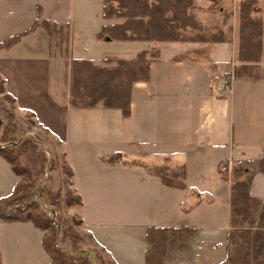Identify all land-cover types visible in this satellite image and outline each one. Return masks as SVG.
Segmentation results:
<instances>
[{
    "label": "crops",
    "instance_id": "1",
    "mask_svg": "<svg viewBox=\"0 0 264 264\" xmlns=\"http://www.w3.org/2000/svg\"><path fill=\"white\" fill-rule=\"evenodd\" d=\"M214 4L215 2L211 1V4H209L210 9L215 10L217 4ZM79 6L78 0H0V43L11 36L27 31L36 21L38 7L42 8L44 17L50 22L69 26L67 30L69 31L68 39L62 45H59L57 43L58 39L51 36L47 29L39 22L33 31L26 33L11 47L0 48V74L5 80L6 91L15 98V113L17 115L32 113L37 124L34 130H43L44 134L52 142V145H50L58 154V158L71 167L73 177L70 180L69 186L81 196L82 205L79 208L82 220L81 230L83 233L93 237V240H90L89 244L104 251L103 253L110 255L116 264H146L145 256L150 245L148 244V249L146 246L142 247V244L140 245V243L136 242L130 235L125 234L121 229L122 227L131 229L134 227L130 225L124 226L119 223L120 221L130 223L137 217V208L134 203L136 179L132 181L129 178H125L115 181L113 177H109L107 171L110 168L115 169L116 165L110 164L105 157L102 164L107 166V168H98L95 165L97 167L95 169L90 165L92 163L90 157H88L87 161L90 164L76 163L73 155L66 148V145L71 142H84L82 141L84 139L79 137L78 130L71 125V113L75 110L97 108L72 107L69 102L67 86L64 87L63 91L56 94L51 87L54 57L61 56L62 59L64 56L59 50H66L74 41L73 36L77 29L74 28L73 19L74 17L77 18L78 13H81V11L77 10ZM221 12L222 9L217 14L220 16ZM102 26H100L97 32ZM82 36L83 33L79 38L81 39ZM187 44L192 46L194 43ZM182 52L187 55L185 50ZM177 54L178 56L173 55L168 59V61L172 60L170 61L171 64H176V67L168 63H163L161 68L156 70L157 77L153 73V67H151L150 80L145 82L148 87L145 86V88H142L138 99L136 95L134 97L132 95L131 116L135 115L134 110L138 107L141 113L140 122L132 123V138L129 141H124V139L118 138V136L112 141L109 138L106 139L108 140L106 142L111 144V150H107L108 153L113 152V154L122 156V152H124V155H126L127 151L120 150L121 148L117 145L129 144L133 146L130 147V151L133 152L134 158L132 160L130 159L131 164L127 168H134L136 171L141 168L144 177L141 180L144 182L147 175L155 176L151 174V168L153 166H170V155L168 152L170 142L178 143L177 140L183 134L181 132L177 134L176 131L172 136L177 140H170L169 130L165 131L164 123L158 118L159 113L152 115V112L156 104L155 101L158 98L161 101L163 97H173L178 102V107L181 106L180 102L185 100L186 83L185 81H181V79L178 80L176 73H174V71H178L177 66L180 67L183 65L184 70L187 69L188 72L193 73L191 77L197 83L208 85V91L206 90L207 92H204V94H195V100L208 98H212V100L208 104L211 108H204L203 105L196 107L199 112H201V109L204 110L203 115L206 117L204 122H199L196 125V131L198 134H201L202 138L200 143H188L185 139L183 142L179 140L181 142L179 144L195 147L194 154L191 155L192 160H189L185 156V152V155L182 152L183 156L180 155V163L176 165H184L186 174L195 171L198 175L204 176L206 173L204 168L206 167L205 160L207 157L212 161L217 174L218 171L220 172V168L227 163L229 169L234 167L237 158L245 160L255 159V161L264 159V131L259 133L261 138L259 140L260 145L257 148H251V146L242 144L237 146L235 145L237 141L234 138V125L231 118L233 111V117L235 118L237 116L240 118L241 124L244 127L247 125V121L254 120L255 117H258V123L264 121V79H233V76H230L233 81V93L227 94L219 90L218 83L213 82L209 78L210 73L208 71L210 69H213L215 73H219V69H221V65H218L214 55L211 58H215L216 60L211 64L205 65L207 68L203 64L202 68L193 61L195 57L185 58L184 56H180L179 53ZM160 59L161 52L159 59L155 60L154 63L152 62L153 65L158 63ZM233 70L228 75H233ZM168 71L174 76L171 85L169 87L154 86V82L158 80L161 82L164 74H167L166 72ZM184 73L183 71L184 78H186V73ZM65 74L67 75V71ZM155 77L156 79L154 80ZM240 84L244 87L239 88ZM214 87L217 89H214ZM219 91H221L220 94L218 93ZM240 96H247V98L243 100ZM248 101H251L254 105L253 115H251L248 109L244 108ZM238 111L241 112L240 115H237ZM120 113L123 117L121 110ZM228 118H230V121H228ZM199 119L201 121L204 120L203 118ZM177 123L180 125L179 122ZM155 133L156 136H153ZM243 134L245 136L248 135L247 131L241 133L242 137H244ZM253 134L255 135L256 132ZM245 139H241L243 144L245 143ZM102 142L98 141V143ZM114 144L115 147H113ZM141 146L145 148H141ZM44 147L46 146L44 145ZM179 150H182V148H179ZM239 151L244 152L246 157L236 156V153ZM80 153L85 158L84 150H80ZM149 158H158L161 164L148 163L146 159ZM194 159L199 162L195 163ZM234 160L235 162H233ZM98 173H105L108 177H99L97 176ZM251 174L250 195L264 202V169L254 170ZM155 178L159 179L163 186H166L159 177L155 176ZM20 179V176L13 171L11 164L0 155V198L10 196L20 182ZM122 180L124 181V186L120 185ZM100 182L108 186L107 190L102 187ZM155 188L162 193L163 190L160 185H156ZM122 193L126 194L125 199L122 198ZM188 199L190 198L184 195L182 200L180 198L178 199V205H180L181 201L183 202ZM161 207L164 208L162 204ZM230 216L231 206L229 218ZM105 225H109V229H105ZM149 226L144 225L146 228ZM155 226L168 227L162 225ZM231 228V224L228 225V233ZM144 231L146 234L147 229ZM43 235L44 231L29 221H0V254L2 264H51L50 258L42 244ZM171 247L173 248V246ZM185 250H189L190 254H193L190 249ZM232 253V250L230 252L227 250L226 259ZM170 254L171 251L168 249L164 264H171L168 263ZM218 263L226 264L227 261L212 262L211 259L206 261V259L194 258L192 261L180 260L176 264Z\"/></svg>",
    "mask_w": 264,
    "mask_h": 264
},
{
    "label": "rangeland",
    "instance_id": "2",
    "mask_svg": "<svg viewBox=\"0 0 264 264\" xmlns=\"http://www.w3.org/2000/svg\"><path fill=\"white\" fill-rule=\"evenodd\" d=\"M103 1L104 0H78L80 6L77 10L81 11V13H78L77 18L74 17L73 19V25H75L74 28L77 29L73 36L74 41L66 50H59L64 56L62 59L61 56H57L54 57L53 60L51 87L55 94L64 90V87L66 86L65 73L68 71V64L75 58H85L91 60L95 64H101L105 56H116L132 60L142 51L158 50L161 52V59L158 63L153 65L155 61H152L153 63L151 64V67H153V73H155L156 77L158 75L156 70L161 68L163 63H168L169 65L176 67V64H171L170 61L172 60L168 61V59L173 55L178 56L177 53L185 58H191L192 56L195 57V60L193 61L200 65V67L204 64L205 68H207L205 65L211 64L217 59L216 62L218 65H221V69H219L218 73L221 76H226L230 73V71L233 70L234 65L238 63L240 7L241 2L244 0H217L215 2V4H217L215 10H212L209 7L211 0H196L199 20L206 27V30L208 32H215L219 29H223V31H226V36L230 37V42L229 44L194 43L192 46L180 42L112 41L110 39L98 40L95 35L97 30L101 25L110 23L105 22L102 18ZM221 9L222 12L219 16L217 12H220ZM205 13L207 14L205 15ZM227 13H231V18L227 23H224V18ZM254 16L264 17V0H258ZM82 33L83 36L80 39L79 37ZM199 45H201V47H199ZM183 50L187 52V55L182 52ZM212 55H214L216 59L211 58ZM177 68L178 71H174V73H176L178 80L181 79V81H185L186 83L185 100L181 101V106L178 107V102L176 99H173V97H163L161 101H159L158 98L155 101L156 104L152 115L159 113L158 118L164 123L165 131L169 130L170 140H177L172 136V134L177 131V134L180 132L183 134L179 139L180 141L183 142L185 139L188 143H200L202 138L201 134H198L196 131V125L199 122H204L206 117L203 115L204 110L201 109V112H199L196 107L203 105L204 108H211L208 104L212 98L195 100V94H204V92H207L208 85L197 83L193 77H191V74L193 73L188 72L187 69L184 70L183 65L180 67L177 66ZM183 71L186 73V78H184ZM208 72L210 73L209 78L213 80L212 77L215 78L216 76L215 71L210 69ZM166 73L167 74H164V78L161 82L158 79L159 82H154V86L169 87L171 85L174 76L169 71ZM232 78L235 79L234 76ZM159 79H161V77H159ZM182 85H184V83H182ZM145 86L148 87L145 83H138L135 86L133 97L136 95L138 99L142 88H145ZM240 87L244 86L240 84L239 88ZM214 89L217 88L214 87ZM218 93L220 94L221 91ZM240 98L245 100L247 96H240ZM244 108L248 109V111L251 112V115H253L254 105L251 101H248ZM134 111V116L123 118L120 109L118 108L109 109L104 108L103 106H97L95 109L75 110L70 115L71 125L78 130V135L84 139L82 140L84 142H71L70 144H65L67 150L71 152L76 163L81 162L83 164H90V162H87L88 157H90V161L92 162L90 165L95 169L97 167L107 168V166L102 164L105 157L110 164L116 165L115 169L110 168L109 171H107L109 177H113L115 181L125 178H129L132 181L133 179H136V195L134 203L137 208V217L130 223H124V221H120L119 223L124 226L130 225L134 227L132 229L122 227L121 229L125 234L128 236L130 235L136 242L140 243V245L142 244V247L146 246L147 249L149 247L144 231L147 228L144 227V225H162L172 228L189 226L195 229L194 234H189L184 231L182 233L176 232L175 235L172 236L176 242L173 245V248L171 246V248H168L171 251L168 263L176 264L180 262V260L192 261L194 258H202L203 260L206 259V261L211 259L212 262H223V260H226V264H234L229 258L233 257L235 254L236 246L228 241L227 229L228 225H230L231 181L234 179V173L238 168H228L223 175L226 177H222L219 171L217 174L212 161L207 157L205 160L206 167L204 168L206 171L205 175H198L195 171L186 174L185 189L169 185L163 186L159 179L147 174L144 182L141 180V178H144L141 168H139L138 171L134 168H127L128 165L131 164L130 159L132 160L134 158L133 152L130 151V147L133 146L129 144H118L117 146L121 148L120 150L127 151L126 155L122 152V156L113 154V152L108 153L107 151L111 150V144L106 142L108 141L106 139L109 138L112 141L118 136V138H122L124 141H129L130 138H132V123L140 122L141 116L138 107H136ZM240 113L241 112L238 111L237 115H240ZM0 116L4 117L1 110ZM16 116L17 120L15 123L17 128L14 133L15 128L12 127L13 135L16 138L29 134L39 136L42 144L48 148L52 156H55L58 159V167L51 170L50 175L45 178L42 185L46 189L52 191L62 188L63 193L67 188L72 189V187L69 186L70 180L69 182L66 181L67 176L63 169V161L58 158V154L50 145V139H46V134H44L43 130H34V127L37 126L34 118H29V113L16 114ZM233 116L232 111L231 118L234 125V138L237 141L235 145L239 146V144H242L251 146V148H257L260 145L259 140L261 138L259 133L264 131V121L258 123V117H255L254 120L247 121V125L244 127L241 124V119L237 116L234 118ZM198 117L203 118L204 120L201 121ZM228 121H230V118H228ZM177 122H179L180 125ZM34 131L36 132L34 133ZM243 131H247L248 135L245 136V134H243L244 137H242L241 133ZM254 132H256L255 135L253 134ZM153 136H156V133L153 134ZM242 138H246L244 144L241 141ZM179 140H177L178 143L170 142L171 144L168 149L170 155L169 165L173 168H176L178 166L176 164L180 163V155L183 156L186 154L185 156L188 157L189 160H192L191 155L194 154V146H184V144H179L181 143ZM98 141L103 142L98 143ZM113 147H115V144ZM141 148L145 147L141 146ZM179 148H182V150H179ZM80 150H84L85 158L81 156ZM235 160L233 162H235ZM237 160L244 161L245 159L237 158ZM146 161L148 163L152 162L153 164H161L159 163L160 159L158 158H149L146 159ZM194 161L195 163L199 162L195 159ZM95 165H97V167ZM107 174L98 173L97 176H105L107 178ZM38 184L39 183H37L36 186L34 185L31 186V188H28V199L2 201L0 202V210L8 215L24 218L28 217L32 212H37L39 215H50L51 210L56 209L64 218L73 219V221H75L74 228L83 232L81 230V224H76L78 221H82L80 217V207L70 208L64 202H61L58 206L55 205L48 197V192L45 191L42 193L40 189L37 188ZM100 184L105 190H107L108 186L105 183L100 182ZM120 185L124 186L123 180ZM156 185L162 187V193L155 188ZM184 195L190 199L183 202L181 201L180 205H178V199L180 198V200H182ZM125 197L126 194L122 193V198L125 199ZM161 204L164 208L161 207ZM261 209L262 208L260 207L254 210L256 217L259 215ZM104 228L109 229V225H105ZM243 228L245 229V226ZM244 229L231 228V230H229V233H232V241L236 242V245L238 246L242 240L240 234L245 231ZM58 241L59 246L69 254H75L77 249L79 251V248L85 245L80 244L79 248H75L70 241L62 239L60 236L58 237ZM87 242H90V240H86V243ZM185 249H190L193 254H190L189 250ZM99 250L100 249L97 250L98 253H100ZM227 250H229V252L232 250L233 253L226 259ZM251 264H257V262L252 260Z\"/></svg>",
    "mask_w": 264,
    "mask_h": 264
},
{
    "label": "trees",
    "instance_id": "3",
    "mask_svg": "<svg viewBox=\"0 0 264 264\" xmlns=\"http://www.w3.org/2000/svg\"><path fill=\"white\" fill-rule=\"evenodd\" d=\"M212 1V0H211ZM216 2L217 0H213ZM258 0H244L240 7L239 48L238 61L234 67L235 79H264V17L254 16ZM102 18L110 22L97 32L98 40L112 41H149L171 43H212L229 44L230 37L225 30L219 29L208 32L199 20L196 0H104ZM231 18L227 13L224 23ZM41 22L49 34L58 39L62 45L69 35L68 25H58L44 17L41 7L37 8L36 21L27 31L11 36L0 43V48H9L17 43L26 33L33 31ZM160 52L142 51L130 60L116 56H105L101 64H95L85 58H75L68 64L65 78L68 88L69 102L76 108H118L123 117L132 114V95L136 84L150 80L152 61L159 59ZM218 74V73H216ZM6 103V105H5ZM15 98L5 88V80L0 74V155L10 164L13 171L20 176V182L13 193L0 199L14 201L28 199V188L36 186L55 205L64 202L68 207L75 208L82 205L81 196L71 188H59L56 191L46 189L42 182L48 171L57 166L55 156L48 157L39 136L25 135L16 138L17 116L14 112ZM29 113V118H33ZM12 132V133H11ZM46 139L49 140L46 135ZM52 145V142H50ZM66 181L73 177V171L66 163H62ZM225 167V168H224ZM234 179L231 185V216L230 224L233 229H244L240 236L239 246L232 241V233L228 235L230 243L235 244V254L229 258L234 264H264V202L250 195L252 172L264 169L262 160H236ZM228 169V163L220 168L222 177ZM151 174L159 177L165 185L186 188V168L184 165L176 168L167 165H156L151 168ZM246 176V177H245ZM38 181V182H37ZM39 191V190H38ZM262 208L256 217L254 210ZM50 215L32 212L28 217L8 215L0 210V221L16 222L29 221L44 231L42 244L51 264H116L114 259L103 253L104 251L91 246L86 240L93 237L74 228L73 219L64 218L56 209ZM82 222V221H81ZM78 221L77 225H82ZM186 231L194 234L195 229L188 226L161 227L149 226L146 239L150 245L145 256L146 264H164L170 246L175 244L172 236L176 232ZM70 241L75 248L85 244L75 254H69L59 246L58 237ZM85 241V242H84ZM100 254V255H99ZM0 264L1 254H0Z\"/></svg>",
    "mask_w": 264,
    "mask_h": 264
},
{
    "label": "built area",
    "instance_id": "4",
    "mask_svg": "<svg viewBox=\"0 0 264 264\" xmlns=\"http://www.w3.org/2000/svg\"><path fill=\"white\" fill-rule=\"evenodd\" d=\"M212 81L215 82V83H218V86H219L218 88L222 92L227 93V94H232L233 93V81H232V78L230 76H228V75L221 76L219 74H216L215 78L213 77ZM44 148H45L46 155L48 157H52V154L48 150V148L47 147H44ZM236 156L245 158L246 154L244 152H242V151H239V152L236 153ZM48 175H50V171L47 172L46 178L48 177Z\"/></svg>",
    "mask_w": 264,
    "mask_h": 264
}]
</instances>
